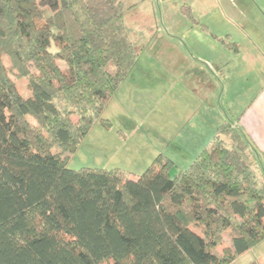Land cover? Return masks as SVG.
<instances>
[{
  "label": "trees",
  "instance_id": "trees-1",
  "mask_svg": "<svg viewBox=\"0 0 264 264\" xmlns=\"http://www.w3.org/2000/svg\"><path fill=\"white\" fill-rule=\"evenodd\" d=\"M143 1L0 0V264H230L264 241L262 153L233 121L183 169L164 152L135 178L68 167L111 126Z\"/></svg>",
  "mask_w": 264,
  "mask_h": 264
},
{
  "label": "crops",
  "instance_id": "crops-1",
  "mask_svg": "<svg viewBox=\"0 0 264 264\" xmlns=\"http://www.w3.org/2000/svg\"><path fill=\"white\" fill-rule=\"evenodd\" d=\"M181 3L172 12L167 8L168 38L156 21L145 44L154 43L156 57L168 66L163 69L169 73L168 83L189 101L192 111L183 123H199L201 129L216 123L210 112H220V123L233 121L241 127L262 153L264 164V0ZM140 127L136 121L132 133ZM230 264H264V241Z\"/></svg>",
  "mask_w": 264,
  "mask_h": 264
},
{
  "label": "rangeland",
  "instance_id": "rangeland-1",
  "mask_svg": "<svg viewBox=\"0 0 264 264\" xmlns=\"http://www.w3.org/2000/svg\"><path fill=\"white\" fill-rule=\"evenodd\" d=\"M37 3L39 7L51 10L59 6L57 0H37ZM179 3H185V0H144L126 15L133 39L141 43L138 45L141 47L139 57L102 114L111 126L96 123L70 156L69 168L120 169L137 176L143 173L158 152H164L183 169L210 143L222 124L220 112L218 115L210 112L209 117L216 123L203 124L201 129L199 123H183L186 113L192 111L189 101L184 92L179 88L173 89L168 83L169 73L163 71L168 66L156 57L158 50L154 43L145 44L156 21L161 27L160 32L168 38L170 12ZM4 61L9 67V59L5 57ZM60 64L64 67V63ZM11 78L24 96L30 94L25 80L14 74ZM155 78L157 81L154 82ZM136 112H141V117ZM136 121L141 122V127L132 133ZM228 237L226 235V241ZM225 246L221 245L219 250Z\"/></svg>",
  "mask_w": 264,
  "mask_h": 264
}]
</instances>
